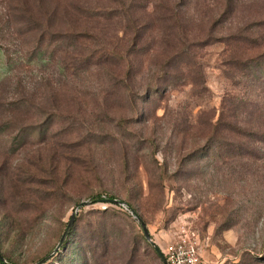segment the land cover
<instances>
[{
  "label": "rangeland",
  "instance_id": "obj_1",
  "mask_svg": "<svg viewBox=\"0 0 264 264\" xmlns=\"http://www.w3.org/2000/svg\"><path fill=\"white\" fill-rule=\"evenodd\" d=\"M120 1L0 0V255L38 264L75 217L46 264H163L132 208L163 253L184 228L200 264H264V159L229 165L225 151H198L223 98L264 103V82L228 78L224 44L197 47L242 29L257 35L264 0H234L230 18L223 17L228 0ZM77 7L122 13L84 18ZM23 9L62 36L98 37L55 46L46 34L42 49L56 56L43 66L34 50L41 31L25 23ZM136 30L142 37H133ZM102 49L123 58L89 70L78 63ZM183 61L200 65L202 77ZM131 67L118 89L113 78L125 79ZM98 196L122 205L93 203Z\"/></svg>",
  "mask_w": 264,
  "mask_h": 264
},
{
  "label": "trees",
  "instance_id": "obj_2",
  "mask_svg": "<svg viewBox=\"0 0 264 264\" xmlns=\"http://www.w3.org/2000/svg\"><path fill=\"white\" fill-rule=\"evenodd\" d=\"M111 2H121L120 0H108ZM236 5H234V0H228L225 11L223 12V17L228 16L229 18L234 14ZM78 15L84 18H92V19H112L121 15V9L114 10H93L87 9L83 7H77L76 9ZM22 13L26 18L25 23H34L37 24L40 29V38L36 41V47L34 48L36 57L39 59L38 64H42L43 66H47L51 59H54L56 55L45 53L43 48L44 40L46 39V34L51 35V43L55 44V46H60V44L68 39H71L73 43L83 42L84 37H98L97 35L90 34L86 31L80 33H68L66 35H61L59 32L49 31L51 27L45 26L42 22L34 19L31 12L27 9H23ZM125 14V13H123ZM122 14V15H123ZM256 27L260 28V31L254 37H246V30L242 29L237 33H231L228 37H223L220 39H216L213 42L204 41L203 43H198L197 47L209 46L218 43L224 44L227 50V59L224 62L225 74L227 77L232 79L235 78L238 74L243 77H251L256 80L264 82V20L256 23ZM34 30V29H33ZM69 37V38H68ZM133 37H142V33L140 30H136V34ZM137 38L134 39L135 43ZM73 48L74 54L78 52L76 51V47L70 45ZM1 49V46H0ZM5 51V50H4ZM54 53V52H53ZM8 66L10 68L9 74L12 73L13 67L12 59L5 51ZM80 54V53H79ZM49 56V57H46ZM119 57L117 53L113 52V50H98L95 53H90L87 57L83 54H80L79 62L82 63L83 66H88L89 68H102L106 66L108 63L114 61L113 57ZM183 56L182 54L175 55L169 58L167 64L170 66H174L177 64V58ZM29 63L34 62L33 60H28ZM182 65L188 69H192V72H200L201 75V67L200 65H194L190 67L187 62H182ZM62 69H67L66 60L59 59L58 66ZM126 78L114 77V83L118 84V89H123L126 85L127 79L129 77H133L132 67L126 71ZM125 84V85H124ZM195 86L197 82H194ZM150 91H148V94ZM107 95H110L108 92ZM24 97V96H23ZM28 98H21L17 103H25L29 102ZM16 102L8 104L9 106L15 105ZM3 105L0 104V107ZM214 121L210 122L211 127V138L209 143L200 148L199 153L207 152L208 154L218 155L220 156L223 151L227 157L223 159V163H229L232 165L236 163L237 160H241L243 158L252 159V160H262L264 159V103H254L252 101L247 100V98L238 96H233L231 94H227L222 101V105L220 111L218 113V117L213 119ZM259 156L254 157V156ZM254 158V159H253ZM98 200H93L92 202H104V200L112 199V197H102L98 196ZM130 210H133L130 208ZM76 221V219H75ZM72 231V229H71ZM71 233V232H70ZM65 244V243H64ZM63 244V245H64ZM152 245V244H151ZM153 246V245H152ZM63 247V246H62ZM155 252L157 253L155 247L153 246ZM62 249V248H61ZM60 249V250H61ZM60 252V251H59ZM58 252V253H59ZM57 253V254H58ZM158 255V253H157ZM159 257V255H158ZM160 258V257H159ZM161 259V258H160ZM162 261V260H161ZM163 262V261H162ZM0 264H10L6 262V259L0 258ZM164 264V263H163Z\"/></svg>",
  "mask_w": 264,
  "mask_h": 264
},
{
  "label": "built area",
  "instance_id": "obj_3",
  "mask_svg": "<svg viewBox=\"0 0 264 264\" xmlns=\"http://www.w3.org/2000/svg\"><path fill=\"white\" fill-rule=\"evenodd\" d=\"M164 254L168 264H200L199 250L194 236L184 228L178 239L167 246Z\"/></svg>",
  "mask_w": 264,
  "mask_h": 264
},
{
  "label": "water",
  "instance_id": "obj_4",
  "mask_svg": "<svg viewBox=\"0 0 264 264\" xmlns=\"http://www.w3.org/2000/svg\"><path fill=\"white\" fill-rule=\"evenodd\" d=\"M104 203L106 204H112V205H122V202H120L117 199H108V200H104ZM88 204V202H83L81 204V206H86ZM132 214L134 215V217L138 220V222L140 223L141 227L143 228L144 234L146 239L155 247L159 257L161 258V260L163 261L164 264H168V260L165 256V254L158 248L155 246V243L153 242L151 235L149 233V230L146 226L145 221L143 220V218L135 211V210H131ZM75 222V217L72 218L71 222L69 223L65 233L63 234L59 244L57 245V247L55 248V250L48 255L47 257H45L44 259H42L38 264H46L47 262H49L62 248L63 244L65 243L66 239L68 238L71 229L73 227V224ZM0 258L3 259V257L0 255Z\"/></svg>",
  "mask_w": 264,
  "mask_h": 264
}]
</instances>
